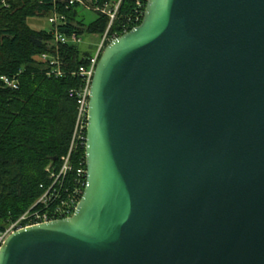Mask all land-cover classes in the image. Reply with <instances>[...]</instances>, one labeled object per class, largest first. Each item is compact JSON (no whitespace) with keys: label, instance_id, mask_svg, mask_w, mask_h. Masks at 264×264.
Masks as SVG:
<instances>
[{"label":"water","instance_id":"water-1","mask_svg":"<svg viewBox=\"0 0 264 264\" xmlns=\"http://www.w3.org/2000/svg\"><path fill=\"white\" fill-rule=\"evenodd\" d=\"M85 162L0 264H264V0H148L96 64Z\"/></svg>","mask_w":264,"mask_h":264},{"label":"trees","instance_id":"trees-1","mask_svg":"<svg viewBox=\"0 0 264 264\" xmlns=\"http://www.w3.org/2000/svg\"><path fill=\"white\" fill-rule=\"evenodd\" d=\"M113 1L91 0V5ZM145 6V0H122L110 35L119 37L139 26ZM79 7L61 0H0V77L17 81L16 89L6 88L0 81V230L40 196V185L48 182L45 169L58 166L74 127L76 100L69 92L83 82L69 74L47 75L51 66L40 57L57 55L64 69L77 70L93 53L83 52L71 42L51 45L53 28L34 30L27 21L57 12L65 19L57 29L63 36L101 37L108 28V16L95 11L96 19L85 23L79 18ZM80 153L85 157V150Z\"/></svg>","mask_w":264,"mask_h":264},{"label":"built area","instance_id":"built-area-1","mask_svg":"<svg viewBox=\"0 0 264 264\" xmlns=\"http://www.w3.org/2000/svg\"><path fill=\"white\" fill-rule=\"evenodd\" d=\"M61 1L67 2L68 5L74 3H78L81 6L84 5V0ZM145 1L147 3L148 0ZM121 2L122 0H115L112 3H105L101 6L96 5L93 7L95 11L108 16L109 25L106 32L99 37L98 43L92 55L88 58L86 65L79 66L77 70H66L63 68V63L57 55L42 54L40 57L43 63L51 66L47 75L62 77L69 74L72 76H79L83 82L79 89L69 92L70 96L74 95L76 100L74 127L68 150L66 154L59 159L58 166L53 167L49 165L45 169L48 174V182L47 184L40 185V196L18 219L10 222L4 229L0 230V248L5 239L15 231L69 218L74 214L77 208L86 186V162L85 157H82L80 152L82 149L85 150L89 88L100 55L104 48L118 37L116 35H110L109 29L117 17ZM64 20V17L57 12H54L49 18L54 35L51 45H56L58 47L59 44L70 42L77 44L81 41L80 37L68 38L59 33L57 30L58 25L60 22H64ZM125 33H127V30L124 31V34ZM0 81L6 88H17V81L15 79L0 77ZM78 154L80 155L79 157L77 156ZM74 156H77L76 165Z\"/></svg>","mask_w":264,"mask_h":264},{"label":"rangeland","instance_id":"rangeland-1","mask_svg":"<svg viewBox=\"0 0 264 264\" xmlns=\"http://www.w3.org/2000/svg\"><path fill=\"white\" fill-rule=\"evenodd\" d=\"M91 4H92L91 0H84V5L77 9L79 18L83 17L85 23H90L94 21L97 16L93 8L94 6H92ZM50 17L51 16L28 19L27 24L31 29L34 30H50L52 28L49 22ZM98 40L99 37L97 36H86L81 38V41L77 44L79 45L80 50L83 52L94 51L98 43Z\"/></svg>","mask_w":264,"mask_h":264}]
</instances>
